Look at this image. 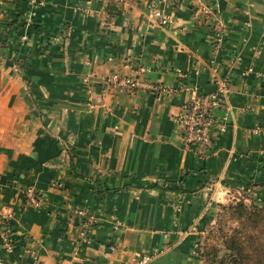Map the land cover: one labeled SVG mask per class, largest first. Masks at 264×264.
<instances>
[{"label": "crops", "instance_id": "crops-1", "mask_svg": "<svg viewBox=\"0 0 264 264\" xmlns=\"http://www.w3.org/2000/svg\"><path fill=\"white\" fill-rule=\"evenodd\" d=\"M154 1L164 26L136 0H0V264H201L222 202H264V0ZM211 74L223 130L199 153L173 117Z\"/></svg>", "mask_w": 264, "mask_h": 264}, {"label": "built area", "instance_id": "built-area-1", "mask_svg": "<svg viewBox=\"0 0 264 264\" xmlns=\"http://www.w3.org/2000/svg\"><path fill=\"white\" fill-rule=\"evenodd\" d=\"M33 6L42 5L43 0H29ZM165 1V0H160ZM136 2L144 5L146 9V19L148 26H164L169 22V18L163 14L157 7L154 0H136ZM206 17H212L213 12L209 6H204L199 11ZM220 27L213 29V34L210 43L212 47L217 49L222 41L223 33ZM234 59L229 61L233 64ZM249 70V69H247ZM243 71L241 74H245ZM211 80L215 84L212 91L203 95H197L194 91L190 92L189 97L179 105L177 114L173 117V122L178 130L180 141L199 153H204L212 148L215 135L223 130L220 118L216 115V111L221 106L222 98L228 92V86L225 80L217 78L211 74ZM103 85L108 89H113L116 92L133 91L137 87L142 86V83L126 74L118 71L108 73L102 79ZM158 89V87H153ZM162 90V89H161ZM166 93H172L171 89H163ZM259 128L251 129V132L258 133ZM25 198V206L38 207L41 205V197L33 187L27 186L23 190ZM76 214L82 218V225L89 227L92 223V215L84 209L76 210ZM5 240V235H4ZM6 242V240H5ZM197 247V245H196ZM195 247V249H196ZM144 260V258L142 259Z\"/></svg>", "mask_w": 264, "mask_h": 264}, {"label": "rangeland", "instance_id": "rangeland-1", "mask_svg": "<svg viewBox=\"0 0 264 264\" xmlns=\"http://www.w3.org/2000/svg\"><path fill=\"white\" fill-rule=\"evenodd\" d=\"M237 202H242L246 207H264V202L252 200L244 193H232L231 197L222 202L214 222L206 227L199 239L198 256L201 264H231V247L236 264H255L251 256L256 255L257 263L264 264V220L261 224H255L243 216L240 222L233 209ZM261 217L258 216L260 222Z\"/></svg>", "mask_w": 264, "mask_h": 264}, {"label": "trees", "instance_id": "trees-1", "mask_svg": "<svg viewBox=\"0 0 264 264\" xmlns=\"http://www.w3.org/2000/svg\"><path fill=\"white\" fill-rule=\"evenodd\" d=\"M233 209L236 211V216L238 217V219L240 220V222H242V217H246V218H250L252 221L255 222V224H261L262 221L264 220V207H257L256 205H250L249 207H246L242 202H237L234 206ZM258 216H262L261 217V222L258 219ZM199 246H200V242L197 243V254L199 252ZM229 254H230V258H231V264H236L234 261L236 260V257L233 255L232 253V247L229 250ZM251 259L255 262V264H258V256H251ZM228 264V263H227Z\"/></svg>", "mask_w": 264, "mask_h": 264}]
</instances>
